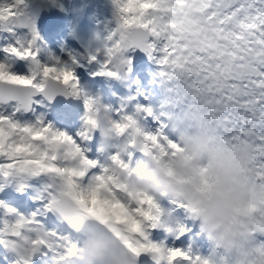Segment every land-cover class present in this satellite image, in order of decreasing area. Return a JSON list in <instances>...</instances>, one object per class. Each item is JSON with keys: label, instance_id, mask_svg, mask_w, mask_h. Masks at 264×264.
Wrapping results in <instances>:
<instances>
[{"label": "snow or ice", "instance_id": "snow-or-ice-1", "mask_svg": "<svg viewBox=\"0 0 264 264\" xmlns=\"http://www.w3.org/2000/svg\"><path fill=\"white\" fill-rule=\"evenodd\" d=\"M113 4L116 26L106 38L104 62L96 75L115 78L131 63L127 51L146 52L160 66V76L173 82L172 103L183 106L184 120L206 126L228 142L248 140L254 155L246 174L264 183V0H113ZM25 7V0L0 4V28L27 27L35 41L36 30L23 11ZM18 43L5 51L29 61L31 75H16L7 63H0V179H15L23 190L29 178L47 176L45 210L58 212L67 226L54 224L57 231H48L37 219L43 213L24 217L6 208L5 216L15 219L2 221L0 244L11 251L15 229L23 231L25 223L39 226L44 235L33 243L39 244L43 256L55 255L63 261L77 243L63 233L70 229L78 232L94 217L110 228L132 264H148V259L151 264H209L180 249L153 243L151 229L173 231L162 222L158 201L146 193H126L118 183L119 171L128 166L134 153L154 159L174 157L183 151L181 138L170 140L165 124L155 132H146L136 118L122 111L114 120L108 109L79 87L75 59L71 64L55 61L45 66L37 60L33 43ZM88 61L95 62L96 56H89ZM37 94L49 101L57 95L83 99L85 116L79 143L46 123L43 116L34 123L16 118L18 113L34 112ZM10 101L16 104L9 113L4 106ZM141 111L153 114L151 109H137V113ZM105 112L103 125L97 129L98 116ZM96 130L115 149L103 161L87 158V150L81 147ZM171 203L193 217L198 214L194 205ZM257 211L264 216V205ZM237 228L239 222L234 220L231 229ZM179 232L183 234L184 229ZM240 232L243 240L235 246L234 264H264V245L252 246L255 234L244 229Z\"/></svg>", "mask_w": 264, "mask_h": 264}, {"label": "bare ground", "instance_id": "bare-ground-1", "mask_svg": "<svg viewBox=\"0 0 264 264\" xmlns=\"http://www.w3.org/2000/svg\"><path fill=\"white\" fill-rule=\"evenodd\" d=\"M0 0V4L11 3ZM53 12L48 17L37 23L36 34L37 38L33 42L34 50H36L37 60L41 63V59L45 58L46 55H51V51L59 50L60 44L63 48H68L69 43L60 42V40L50 41L48 44L38 39L39 32L50 33L52 31H59L65 38L71 39V43L76 45L80 51L85 55V59H81L80 68L79 64L76 67V78L79 84V87L82 91L88 95L90 98L97 100L104 108L108 109L110 112L113 111L114 115H111L114 120H118V114L121 111L124 114L133 116L137 119L139 126L141 127V122H145L147 119L150 121L155 119V115L160 112L163 107L162 103H159L156 107L155 105H141L137 103V99L142 96L141 93L147 94L150 84L147 83V80H143V76L140 75L139 69L141 65H146L150 67L152 72L148 75V80H153V73H160L161 68L156 63L153 58L145 52H139L136 49H130L125 53L127 59L131 61L130 65L126 66L124 70L115 78L105 77L96 75L100 71V64L104 62V45L107 34V26L109 23L113 24L115 21V7L113 0H74V6L78 5L80 2H83L88 7L86 11H82L79 14L77 29L73 26V17L71 14L65 15V25L66 28L64 31H61L60 24L62 23V13L64 12V7L68 6V0H54V3L49 1ZM59 5L58 7H56ZM78 11V10H77ZM111 12L114 17L111 18L110 22H104L105 20L100 21L99 26L90 25V22L95 20L94 16L102 17L104 14ZM89 28L82 32L80 31L85 26ZM15 33L14 37L12 36ZM26 31L22 27L14 28L11 31L4 30L0 28V63H7L11 61L10 70L14 73L16 71H22L25 69V66L29 64V61L22 60L18 57L12 56L10 53L6 52L5 49L10 47H18V42H26L25 40ZM106 35V36H105ZM102 37V38H101ZM15 38V39H13ZM101 38V39H100ZM57 43V44H56ZM82 49H81V44ZM95 47V48H94ZM86 50V52H84ZM95 52L96 61L89 63L88 57L89 54ZM62 56H65L66 59L72 60L69 55V51L66 53H61ZM70 57H67V56ZM63 57V58H65ZM48 59V58H47ZM18 60L19 64L15 61ZM53 63L59 61L61 65L62 61L57 58L52 57L51 60ZM8 64V63H7ZM13 66V68H12ZM29 66V65H28ZM27 67V66H26ZM17 68V69H16ZM79 75V76H78ZM163 80H165L163 78ZM95 84H98V87H95ZM172 92L174 87L173 82H168ZM97 88V90L95 89ZM100 93V95H99ZM173 93V92H172ZM174 94V93H173ZM104 100H101V99ZM40 96L33 97V109L34 112H29L21 116L19 113L16 118H23L26 121L35 122L37 117L43 116L44 121L48 124H51L55 129L65 132L67 135H72L74 131L72 129H77L80 125L79 115H81L82 109L85 113V106L81 104L82 98H75L68 96V103L65 106H51L49 112L46 113L47 106H44L40 102ZM44 102L45 100L42 99ZM179 106L180 104H171L173 106ZM81 106V109L75 113V108ZM126 108V110H123ZM151 109L152 116H148L147 113L140 112L137 113V109ZM10 110H8L9 112ZM164 123L171 124L172 119H168ZM24 121V120H23ZM182 123V121L180 120ZM180 122L174 123L177 128H181L182 124ZM64 124V128H59V125ZM81 126V125H80ZM75 139L79 141L78 134L74 133ZM176 139L178 136L169 134ZM107 142L102 136L99 130H96L92 133V137L89 141L81 144V146L87 151L86 156L89 159H96L97 155L101 152V148H106ZM95 145H100V147L93 151ZM109 148L110 152H114L115 149ZM93 154H96L95 157H92ZM108 155V154H107ZM107 157V156H106ZM50 183V180L47 176L41 175L39 177H32L25 181V187L23 190H19L18 182L15 179L4 180L0 179V199L6 202L5 207L11 208V205L15 206L16 210L19 212L20 216L30 217L33 214L43 213L42 215H37V219L48 231H57L55 225L64 224L67 226V222L60 217V214L56 211H46L47 201L43 198L46 195L45 189ZM0 203H2L0 201ZM162 210V222L167 228L173 229L172 232L165 231L164 228L151 229L149 232V239L153 242L151 233L155 231L161 236L160 240L168 248H176L182 251L187 252L191 256L200 257L202 260H208L209 264H224V263H234L237 258V253L235 249L232 252H226L224 249L218 248L216 246L212 247L211 244L202 234L199 232V221L196 220L190 213L185 209L177 207L171 201H168L166 204H161L158 202ZM12 217V216H10ZM13 220L15 217H12ZM184 229L183 234H180L179 230ZM60 234V233H58ZM64 235H69L74 241L80 239V234L74 230H69L68 232L63 233ZM174 236H181L183 240L179 243L174 244L172 242ZM202 241H207V244L210 245V248L207 252L198 253L197 250L200 248ZM154 243V242H153ZM252 246L264 245V235L255 234L254 239L251 241ZM219 250L218 256L222 257V260H217L213 258V252ZM50 254H47L41 258H37L33 261V264H43V261L48 260ZM224 261V263L222 262ZM0 264H16V257L10 251H8L3 244H0ZM148 264H151V260L148 259Z\"/></svg>", "mask_w": 264, "mask_h": 264}, {"label": "clouds", "instance_id": "clouds-1", "mask_svg": "<svg viewBox=\"0 0 264 264\" xmlns=\"http://www.w3.org/2000/svg\"><path fill=\"white\" fill-rule=\"evenodd\" d=\"M50 83L55 85V81ZM106 116V112L98 116L97 129ZM180 138L183 151L174 157L154 159L141 153L139 158L130 159L118 173L121 189L134 195L149 194L158 202L196 206L194 218L199 221L200 234L229 253L243 240L240 229L264 235V216L257 211L264 205V183L250 179L245 171L254 155L252 144L248 140L228 142L210 128L190 123ZM234 220L239 222L237 229H231ZM15 232L10 252L16 264L18 260L33 264L43 257L39 244L33 243L44 235L39 226L25 223L23 231L17 228ZM77 233L80 239L71 255L63 261L50 255L47 264H132L110 228L94 217H89Z\"/></svg>", "mask_w": 264, "mask_h": 264}, {"label": "rangeland", "instance_id": "rangeland-1", "mask_svg": "<svg viewBox=\"0 0 264 264\" xmlns=\"http://www.w3.org/2000/svg\"><path fill=\"white\" fill-rule=\"evenodd\" d=\"M4 2H5V0H3ZM10 2V0H6V2ZM31 0H25V4H27L28 2H30ZM49 1H51V2H53L54 3V0H47V2H49ZM55 2H56V0H55ZM59 5H57V7H58ZM106 36V35H105ZM38 38L40 39V41H43V42H47V40L45 39V37L43 36V33L42 32H40L39 33V36H38ZM25 40H26V42H30V36H29V34H26V36H25ZM82 45H84V43L83 44H81V49H82ZM95 48V47H94ZM64 48L62 47V48H60L58 51L57 50H54V51H51L50 53L52 54V57H54L55 59H57V58H59L61 61H62V64H71L72 63V60L73 59H75L76 60V64L73 66V69H74V73H75V76H76V67L75 66H77L78 64H79V68H80V60L81 59H85V55L82 53L83 51H80V49L76 46V45H74V44H72V45H70V49H71V51H69V55L71 54V57L68 55L67 57H70L72 60H70V59H66V57L65 56H63V57H65V58H63V57H59V55L60 56H62L60 53H59V51L60 50H63ZM84 52H86V50H84ZM95 54V52H92L91 53V55H94ZM52 57H51V55H46V57L45 58H42L40 61H41V64L42 65H45V66H52V64H53V62L51 61L52 60ZM48 58V59H47ZM17 64H19V62H18V60H16L15 61ZM7 63H8V65L10 66V65H12V63H11V61H7ZM29 65V66H28ZM27 66V67H26ZM25 66V69H23L22 71H16V72H14V74H16V75H22V76H30L31 75V72H30V69H31V64L29 63V64H27ZM12 68H13V66H12ZM17 69V68H16ZM79 76V75H78ZM39 81V78H37V82ZM60 100H61V98H59ZM40 100V102L41 103H43V105L44 106H47L46 104H45V102L42 100V99H39ZM15 104H16V102L15 101H10L9 102V104L8 105H5L4 107L5 108H9V113L12 111V109L15 107ZM81 104H83L84 105V101L82 100L81 101ZM81 115L82 116H78L79 117V119H80V125L77 127V129H73V131H74V133H76V135L78 134V133H80L81 132V130L83 129V127H84V116H85V113H84V110L82 109V112H81ZM162 119H164V118H162ZM24 121H26V120H24ZM23 121V119L22 120H20V122L21 123H23L24 122ZM165 121V119L164 120H161V123H163ZM30 122V121H29ZM73 133V134H74ZM69 135V136H71L73 139H75V135ZM76 140V139H75ZM177 140H174V142H176ZM77 142L79 143V141L77 140ZM82 147V146H81ZM83 148V147H82ZM97 149H95L94 151H96ZM85 155H86V153H85ZM95 155V154H94ZM93 155V157H95ZM88 158V157H87ZM0 201L2 202V203H0V204H2L3 205V207H0V227H3V224H2V221L4 220V219H9V220H13V218L12 217H10V216H8V217H6L5 216V209H6V207H5V205L4 204H6V202H4L2 199H0ZM11 207L13 208V209H15L16 210V208H15V206H13V205H11ZM17 214H19V212L17 211ZM20 215V214H19ZM154 243H156V244H161V242H155V241H153Z\"/></svg>", "mask_w": 264, "mask_h": 264}, {"label": "water", "instance_id": "water-1", "mask_svg": "<svg viewBox=\"0 0 264 264\" xmlns=\"http://www.w3.org/2000/svg\"><path fill=\"white\" fill-rule=\"evenodd\" d=\"M42 3H45V1L44 0H33L32 3L27 6L28 7L27 13H30L33 8H35L37 5L42 4ZM50 12H51V8H50V6L47 5V11L43 15H41L37 18L33 17V18H29V19L32 21V23L34 24V27H35V21L40 20L44 17H47L50 14ZM29 31L31 32L30 29H29ZM31 40H32V33H31ZM65 103H66V101L64 102V104Z\"/></svg>", "mask_w": 264, "mask_h": 264}]
</instances>
